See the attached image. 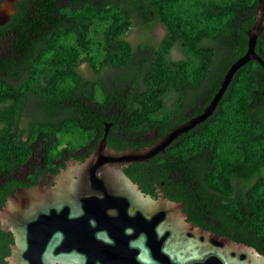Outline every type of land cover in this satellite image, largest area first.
<instances>
[{
	"label": "trees",
	"instance_id": "trees-1",
	"mask_svg": "<svg viewBox=\"0 0 264 264\" xmlns=\"http://www.w3.org/2000/svg\"><path fill=\"white\" fill-rule=\"evenodd\" d=\"M30 1L32 4L34 0ZM147 1L141 4L142 14H146V6L151 9L152 15L166 27L167 34L141 71L142 89L136 90L134 85L129 88L127 84L116 91L137 95L136 112L130 115L136 122L150 113L156 117L164 96L185 92L187 84L194 81L202 83L209 78L214 84L212 94L216 92L226 69L247 48L245 32L254 21L257 4V0ZM28 6V1L15 3L18 14L22 15L17 20L25 17L28 22L29 15L35 18ZM37 6L36 12L48 14L54 0H39ZM139 6L129 0L127 6L106 1L78 8L70 37L62 28L54 38L46 35L42 42L33 43L42 50L39 57L31 60L30 67H22L23 84L7 85L0 78V171L6 164L11 167L25 160L29 142L41 130L53 133L58 143L65 140L66 134H79L83 140L78 144L95 134V129H82L84 109L77 102L71 105L65 101L42 100L35 104L32 117L22 121L26 94L34 91L48 97L66 81L68 74L72 78L70 86H76L73 84L77 76L75 63L83 59L95 71L100 61L114 67L130 62L133 52L123 33L132 23L128 9ZM32 19L31 24H25L24 31L39 29ZM99 36H103V42ZM209 37L217 40V47H209L203 41ZM83 41L86 52L81 50ZM173 45L183 51L184 58H169ZM256 50L264 58V29L257 39ZM79 56L84 58L77 59ZM262 73L261 65L255 60L242 65L215 110L200 127L197 125L201 129H190L173 141L174 156L165 159L160 152L149 161L129 164L124 171L140 186L164 180L165 195L184 202L188 220L252 245L264 254V109L255 104L258 99L264 101ZM107 90L103 84L88 87V93L93 96ZM58 110L65 113L56 115ZM148 131L115 129L108 144L116 149L142 146L138 139ZM172 169L181 171L182 179H169L167 173Z\"/></svg>",
	"mask_w": 264,
	"mask_h": 264
},
{
	"label": "water",
	"instance_id": "water-1",
	"mask_svg": "<svg viewBox=\"0 0 264 264\" xmlns=\"http://www.w3.org/2000/svg\"><path fill=\"white\" fill-rule=\"evenodd\" d=\"M16 1L0 0V24L15 12ZM263 29L264 0H257L247 48L200 114L140 147L109 146L105 129L82 161L68 162L48 183L9 194L0 206V228L14 236L7 264H264L254 246L188 220L182 200L164 192L153 196L124 171L211 115L242 65L255 60L264 72L256 50Z\"/></svg>",
	"mask_w": 264,
	"mask_h": 264
},
{
	"label": "flooded vegetation",
	"instance_id": "flooded-vegetation-1",
	"mask_svg": "<svg viewBox=\"0 0 264 264\" xmlns=\"http://www.w3.org/2000/svg\"><path fill=\"white\" fill-rule=\"evenodd\" d=\"M27 1L28 9L34 12L35 18L32 15L29 17L33 18V21L36 20L38 30H23L25 24H31V20L27 18L29 23L24 19L25 17L21 21L17 20L19 17L22 18V15L18 14L16 7L7 22L0 24V78L7 85L23 84L24 71H22V67H30L33 62L31 60L39 57L42 50L40 46H33V43L42 42V37L46 35L49 38H54L62 28L66 29L69 37L71 36L72 27L76 26L72 21L77 20V15L74 12L78 8L88 6V4H103L106 1L109 4L127 6L129 0H54V7L48 10V14L36 12L39 0H34L32 4H30V0H18L19 4H24ZM133 2L134 5L137 2L140 6L131 10L127 8L132 23L123 33V37L129 42L133 52L130 62L122 67H114L100 61L96 71L85 59L76 62L77 76L73 81L76 86H70L71 75H65V80L68 82L65 81L48 97L29 91L26 94V104L21 110L22 121H24L32 117L35 104L42 100L65 101L71 105L77 102L76 105L84 109L82 129H95V134L86 138L81 144L75 145L66 141L58 143L53 133L45 130L39 131L38 135L29 142V153L26 159L11 167L6 164L5 169L0 171V206L5 203L9 194L20 187L34 186L40 182L48 183L51 181L52 175L57 174L62 168H66L68 162L82 161L94 148L97 139L104 134L105 129H107V143L114 137L115 129H149L141 139H138V143L145 145L177 124L200 114L210 102L215 92L212 94L214 84L208 78L202 83L194 81L187 84L185 92L182 90L180 93L164 96L162 108L156 117H152L150 113L149 116L144 117L145 119L141 118L137 122L130 119V115L136 112L135 108L138 106L139 99L134 93L125 94L116 91L120 89L121 85L127 84L129 88L134 85V89H142L143 73L141 71L151 59L156 48L165 40L167 34L166 27L152 15L151 9L146 6V14H142L141 4L143 2L146 4L147 0H133ZM72 3L76 6L73 7ZM99 38L103 42V36H99ZM203 41L209 47L215 48L218 45L215 38H204ZM82 43L84 47L82 46L81 50L86 52V43L84 41ZM173 52L180 56L173 57ZM168 56L172 60H180L184 58V53L178 46L173 45ZM80 58H84V56L77 57V59ZM65 63L69 64V62ZM214 67L213 63L212 68ZM120 81H123V84L119 83ZM261 82L264 88L263 73ZM96 84L105 85L108 92L95 96L90 95L88 93L89 85ZM255 104L262 105L264 109V101L258 99ZM55 113L63 115L65 112L58 110ZM154 118L156 119L153 120ZM200 123L190 129H201L199 128ZM27 137V135L24 136V138ZM173 141L163 151V158L168 159L173 155L171 151L174 146ZM176 156L178 155L176 154ZM167 174L173 181H178L183 176L181 171L175 169L169 170ZM140 187L143 191L157 196L160 192L165 193L167 185L164 180H160V182L153 180L150 184ZM13 242V233L0 228V264H7L5 257L10 254Z\"/></svg>",
	"mask_w": 264,
	"mask_h": 264
},
{
	"label": "rangeland",
	"instance_id": "rangeland-1",
	"mask_svg": "<svg viewBox=\"0 0 264 264\" xmlns=\"http://www.w3.org/2000/svg\"><path fill=\"white\" fill-rule=\"evenodd\" d=\"M172 56L173 57H178V56H180V54H177L176 52H173ZM99 92H101V91H99ZM63 137L65 138L64 141L70 142L71 144H75V145H77L79 142H81L83 140V138H81V136L79 134H74V135L66 134V135H63Z\"/></svg>",
	"mask_w": 264,
	"mask_h": 264
}]
</instances>
